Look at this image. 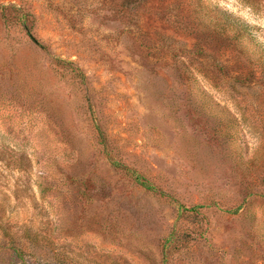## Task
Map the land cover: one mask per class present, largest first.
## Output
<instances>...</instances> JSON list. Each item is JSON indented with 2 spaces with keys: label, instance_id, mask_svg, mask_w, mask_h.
I'll use <instances>...</instances> for the list:
<instances>
[{
  "label": "rangeland",
  "instance_id": "rangeland-1",
  "mask_svg": "<svg viewBox=\"0 0 264 264\" xmlns=\"http://www.w3.org/2000/svg\"><path fill=\"white\" fill-rule=\"evenodd\" d=\"M262 50L264 0H0V264H264Z\"/></svg>",
  "mask_w": 264,
  "mask_h": 264
},
{
  "label": "trees",
  "instance_id": "trees-1",
  "mask_svg": "<svg viewBox=\"0 0 264 264\" xmlns=\"http://www.w3.org/2000/svg\"><path fill=\"white\" fill-rule=\"evenodd\" d=\"M2 11H6V8L2 7ZM32 16V15H31ZM31 16L28 13H24L21 16V25L24 29V31L26 32L29 40L31 41V43L33 45H35L36 47L39 48H43L44 46L41 44L40 40L38 38L35 37V35L32 32V27H33V20H31ZM217 25L218 26H222L223 29H225L227 32H231L236 39H240L243 40L245 38V36L247 34H249V29H248V25L246 24H242L240 22H235L234 20L228 18L226 20H219L217 18ZM260 54V58L264 61V51L262 50L261 52H259ZM120 166V165H119ZM144 185V187H146L147 189L151 190L153 188H151V186H149L148 184H142Z\"/></svg>",
  "mask_w": 264,
  "mask_h": 264
}]
</instances>
